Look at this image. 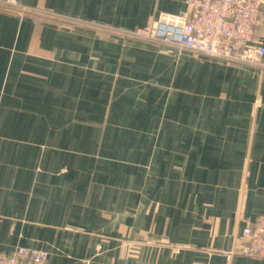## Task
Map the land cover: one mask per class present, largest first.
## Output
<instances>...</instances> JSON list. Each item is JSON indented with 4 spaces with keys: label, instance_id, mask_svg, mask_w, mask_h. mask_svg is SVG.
I'll use <instances>...</instances> for the list:
<instances>
[{
    "label": "crops",
    "instance_id": "crops-1",
    "mask_svg": "<svg viewBox=\"0 0 264 264\" xmlns=\"http://www.w3.org/2000/svg\"><path fill=\"white\" fill-rule=\"evenodd\" d=\"M0 0V249L45 264H264V69L132 37L184 0ZM254 45L264 46V12Z\"/></svg>",
    "mask_w": 264,
    "mask_h": 264
},
{
    "label": "built area",
    "instance_id": "built-area-1",
    "mask_svg": "<svg viewBox=\"0 0 264 264\" xmlns=\"http://www.w3.org/2000/svg\"><path fill=\"white\" fill-rule=\"evenodd\" d=\"M179 14L161 13L152 24L129 35L176 51L190 52L232 64L264 69V46L254 45L253 36L261 23L264 0H184ZM4 8L21 14L30 12L21 0H5ZM242 243L234 254L264 258V217L242 230ZM43 249L17 247L0 249V264H45Z\"/></svg>",
    "mask_w": 264,
    "mask_h": 264
},
{
    "label": "rangeland",
    "instance_id": "rangeland-1",
    "mask_svg": "<svg viewBox=\"0 0 264 264\" xmlns=\"http://www.w3.org/2000/svg\"><path fill=\"white\" fill-rule=\"evenodd\" d=\"M13 11H15V10H13ZM29 13H31V12H29V11L26 12V14H29ZM157 18H158V17H157ZM155 20H156V19H155ZM155 20H154V21H155ZM152 23H153V22H152ZM152 23H150V24H152ZM150 24H149V25H150ZM149 25H147V26H149ZM147 26H146V27H147ZM146 27H144L143 29H145ZM143 29H140V30H138V31H141V30H143ZM132 37H135V36H132ZM144 40H145V39H144ZM156 44H157V43H156ZM158 45H161V46L166 47V48H168V49H172V48L167 47V46H165V45H163V44H158ZM173 50H174V49H173Z\"/></svg>",
    "mask_w": 264,
    "mask_h": 264
}]
</instances>
